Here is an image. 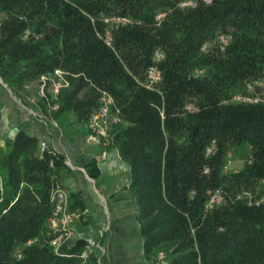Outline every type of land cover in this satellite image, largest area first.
<instances>
[{"label": "trees", "instance_id": "trees-1", "mask_svg": "<svg viewBox=\"0 0 264 264\" xmlns=\"http://www.w3.org/2000/svg\"><path fill=\"white\" fill-rule=\"evenodd\" d=\"M182 1L0 0V74L22 84L62 69L68 84L54 115L79 122L102 91L112 97L119 121L107 138L128 164L147 256L264 264V104L231 99L264 75V0ZM109 14L132 22L108 26L101 17ZM149 64L161 71L152 87ZM46 94L39 97L47 105ZM234 149L244 163L225 171ZM60 163L24 133L0 157V264H99L94 252L79 257L82 239L51 246L46 220ZM215 188L222 200L208 209ZM243 190L263 199L248 204Z\"/></svg>", "mask_w": 264, "mask_h": 264}, {"label": "crops", "instance_id": "crops-1", "mask_svg": "<svg viewBox=\"0 0 264 264\" xmlns=\"http://www.w3.org/2000/svg\"><path fill=\"white\" fill-rule=\"evenodd\" d=\"M37 82L15 84L0 74V157L19 133L32 137L39 151L47 148L61 156L56 179L75 211L67 244L91 234L99 241L94 251L99 264H162L145 254L129 167L117 147L72 114L55 116L37 94Z\"/></svg>", "mask_w": 264, "mask_h": 264}, {"label": "built area", "instance_id": "built-area-1", "mask_svg": "<svg viewBox=\"0 0 264 264\" xmlns=\"http://www.w3.org/2000/svg\"><path fill=\"white\" fill-rule=\"evenodd\" d=\"M208 2L209 0H205ZM181 6H194L192 0H184L180 3ZM164 15V12L157 13L155 19L159 20ZM101 20L104 24L108 26L117 27L119 25H124L131 23L132 20L127 15L120 14H109L103 15ZM2 22V14L0 12V25ZM28 31L25 32V35ZM24 35V36H25ZM226 35L220 34L218 40L224 42ZM107 45L111 44V38L105 37L104 39ZM204 48V45L201 47ZM157 57V53L154 54ZM161 79V71L155 64H149L145 69V81L148 87H152L157 84ZM49 84V85H48ZM68 84L65 78V72L60 68H55L50 74H41L38 79L36 86L37 94L40 97H47V90L49 93V108L51 110H56L58 107V93L60 89ZM48 88V89H47ZM231 99L234 101L249 103V104H264V75L254 78L245 84V90L243 92H237L232 94ZM112 97L107 93L102 91L99 97V106L94 110L88 117V125L91 131L100 136L107 137L109 128L119 121L117 115V109H113ZM211 148L206 147V153L210 152ZM231 155L228 154L229 161ZM52 165V161L49 163ZM226 164L223 165V170H225ZM261 182L264 183V177H262ZM243 196L246 197L248 204H259L263 199V196L259 198H254L251 191L243 190ZM222 200L221 190L215 188L210 194L208 201L206 202V208H213L215 205L219 204ZM51 210L47 217V225L53 233L52 243L55 244L56 248L65 243L70 237L71 222L75 217V211L68 208V193L65 188L58 182L55 181L51 190ZM83 246L80 250L79 257L86 259L90 256L98 246L97 236L88 234L82 236ZM32 239L27 240V243H31ZM17 259L20 258V253H16ZM158 258H162V254L158 255Z\"/></svg>", "mask_w": 264, "mask_h": 264}, {"label": "rangeland", "instance_id": "rangeland-1", "mask_svg": "<svg viewBox=\"0 0 264 264\" xmlns=\"http://www.w3.org/2000/svg\"><path fill=\"white\" fill-rule=\"evenodd\" d=\"M230 155H231V157H230L229 161H227V159H228V156H227L225 159V162H224V164H226L225 171H228V170L236 171L244 163V154L241 153L240 151L234 149V150H232ZM1 179H2V177H0V183L2 182ZM3 192H4L3 190H0V201L4 198ZM41 235L43 236L44 233H41ZM49 235H50V233H47V236H49ZM37 239L38 238H36V241H37ZM50 243H51V246H53V248L56 249L55 244H53L52 242H50Z\"/></svg>", "mask_w": 264, "mask_h": 264}]
</instances>
